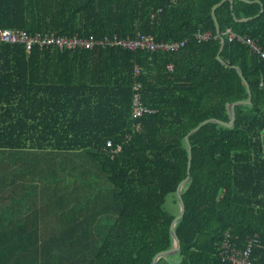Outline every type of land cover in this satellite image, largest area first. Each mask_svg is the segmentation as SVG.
Returning a JSON list of instances; mask_svg holds the SVG:
<instances>
[{
  "label": "trees",
  "instance_id": "trees-1",
  "mask_svg": "<svg viewBox=\"0 0 264 264\" xmlns=\"http://www.w3.org/2000/svg\"><path fill=\"white\" fill-rule=\"evenodd\" d=\"M219 1L0 0V29L30 36L183 41L169 51L0 42V264H150L171 247L165 204L174 195L179 210L184 138L249 98L235 66L250 104L234 107L231 127L188 137L180 248L156 264H229L218 255L226 230L239 246L254 237L251 264H264L263 60L224 34L264 47V0L215 8L218 51ZM196 31L210 36L197 42ZM135 96L148 112L133 115Z\"/></svg>",
  "mask_w": 264,
  "mask_h": 264
},
{
  "label": "built area",
  "instance_id": "built-area-1",
  "mask_svg": "<svg viewBox=\"0 0 264 264\" xmlns=\"http://www.w3.org/2000/svg\"><path fill=\"white\" fill-rule=\"evenodd\" d=\"M224 34L227 37V40H239L247 45L250 48L257 52L259 57L263 60L264 67V47L256 44L254 40L246 35H240L238 33L226 30ZM210 34L207 31L194 33V38L196 41H202L209 38ZM0 42L1 43H23L27 49H30L32 45H37L38 47H53L56 46L60 49L62 48H76V47H86L90 48L95 44L101 46L107 45H117L124 48H145L148 50H161L169 51L177 49L180 46H183V41H163L155 40L152 35H143L137 34L132 38H123L118 39L115 36L110 38H103L102 40H95L93 37L87 39H81L78 37L73 38H63V37H53L51 35H34L30 36L25 31L22 30H13V29H0ZM137 71V70H136ZM147 110L140 107L136 96L133 99V115L139 116ZM263 139H264V128H263ZM107 147L109 148L110 157L113 158L114 155L119 152L120 147L115 146L111 148V143L107 142ZM256 244V239L254 237L248 236L244 239L242 245H238L234 237L229 233L228 230L224 231L221 236V241L218 247V255L222 261L228 262L229 264H251L250 253L252 246Z\"/></svg>",
  "mask_w": 264,
  "mask_h": 264
},
{
  "label": "water",
  "instance_id": "water-1",
  "mask_svg": "<svg viewBox=\"0 0 264 264\" xmlns=\"http://www.w3.org/2000/svg\"><path fill=\"white\" fill-rule=\"evenodd\" d=\"M242 1H245V2H250V1H247V0H242ZM224 2H230L231 4V10H232V3H233V0H220L217 4H215L212 8H211V11H210V16H211V19L213 21V25H214V29H215V33L218 35L219 37V49L218 51L221 49L222 45H223V38L220 36L219 34V30H218V27H217V22L215 20V16H214V10L215 8H217L219 5H221L222 3ZM259 12H262V8L261 10H259ZM233 19L235 21H237L236 17L233 15ZM241 22H246L248 21V19H241L239 20ZM216 58L222 62L219 58V55L218 53L216 54ZM238 76L242 78V80L244 81V84L247 88V91H248V94H249V98L247 100H243V101H237V102H234V103H230L226 106V111H227V116H228V122L226 123H222L220 121H217V120H214V119H206V120H203L201 121L200 123H198L194 128H192L191 130H189L187 132V135L185 136V144H186V148H187V151H188V157H187V166H186V177L178 184V187H177V190H176V197H177V201H178V204H179V210L178 212L175 214V216L172 218L171 222H170V225H169V229H170V233L173 237V244L171 247L169 248H166V249H163V250H160V251H157L156 253H154L150 259V264H156V260L157 258L161 257V256H164V255H168V254H172V253H175L176 251H178V249L180 248V240H179V237L175 231V223L181 218V216L183 215L184 213V210H185V204H184V201L182 199V196H181V189L182 187L184 186V184H186L190 177H189V166H190V146H189V143H188V137L190 135H192L193 133H195L201 126H203L204 124L206 123H217L219 125H222L224 127H231L232 126V123H233V120H234V107L236 105H241V104H250V93H249V86H248V82L246 81V79L244 78L240 68H238L237 66L234 67Z\"/></svg>",
  "mask_w": 264,
  "mask_h": 264
},
{
  "label": "rangeland",
  "instance_id": "rangeland-1",
  "mask_svg": "<svg viewBox=\"0 0 264 264\" xmlns=\"http://www.w3.org/2000/svg\"><path fill=\"white\" fill-rule=\"evenodd\" d=\"M175 200L174 195H170L167 197L165 208L171 213L176 214L178 212V208L176 205L173 204V201ZM171 261L177 260L178 257L176 255H170L168 256Z\"/></svg>",
  "mask_w": 264,
  "mask_h": 264
},
{
  "label": "crops",
  "instance_id": "crops-1",
  "mask_svg": "<svg viewBox=\"0 0 264 264\" xmlns=\"http://www.w3.org/2000/svg\"><path fill=\"white\" fill-rule=\"evenodd\" d=\"M31 207H32V213H34V207H35V204L33 203V204L31 205Z\"/></svg>",
  "mask_w": 264,
  "mask_h": 264
}]
</instances>
